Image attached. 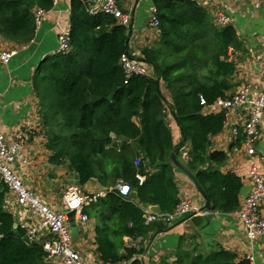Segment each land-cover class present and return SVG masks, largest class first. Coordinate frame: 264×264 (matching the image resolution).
Instances as JSON below:
<instances>
[{"label": "trees", "instance_id": "obj_1", "mask_svg": "<svg viewBox=\"0 0 264 264\" xmlns=\"http://www.w3.org/2000/svg\"><path fill=\"white\" fill-rule=\"evenodd\" d=\"M53 5V0H0V34L20 46L29 44L36 12ZM154 8L159 41L142 50L153 66L150 76L129 75L121 63L122 54H130L127 26L112 14L91 11L84 0H73L68 50L48 56L52 66L33 78L50 162L66 163L82 185L96 178L108 188L84 209L95 210L99 218L97 252L105 264H143L150 235L169 227L164 221L146 223L143 205H158L167 214L180 203L171 157L187 142L188 167L212 211L232 213L242 203V178L221 170L225 151H211L227 113L207 112L201 104V97L212 104L232 96L237 70L232 51L241 47L237 30L219 23L196 0H154ZM170 115L181 129L178 144ZM120 180L131 185L128 196L115 189ZM9 192L0 179V264H57L48 260L43 244L28 241L26 228L15 227L17 219L6 207ZM126 236L140 238L139 246L126 247ZM171 254L174 260L168 254L160 264H250L224 248L203 253L198 243Z\"/></svg>", "mask_w": 264, "mask_h": 264}, {"label": "crops", "instance_id": "obj_2", "mask_svg": "<svg viewBox=\"0 0 264 264\" xmlns=\"http://www.w3.org/2000/svg\"><path fill=\"white\" fill-rule=\"evenodd\" d=\"M196 1L213 15H224L237 30L241 47L232 51V58L237 66L234 75L236 86L232 94L247 87L251 95H257L264 82V1L260 7H255L250 0ZM72 2L73 0H54L52 8L46 10L37 23L35 36L29 44L20 46L3 37L5 47L16 50L17 54L8 64L0 59V93L3 94L0 101V135L9 144L19 135L23 136V147L30 162L28 165L19 164L17 171L25 183L36 190L42 200L56 212L64 211L63 195L70 185L80 186L86 193H103L102 196H105L108 190L96 178L82 185L79 175L70 171L66 163L57 165L50 162L51 151L46 146L47 139L38 112V98L33 87L36 72L53 63L49 62L47 57L57 52L61 34L71 28ZM87 2L92 8L98 4V0ZM119 5L123 12L130 14V22L127 25V33L130 34V56L153 72V66L141 59L143 48L156 46L159 41L158 29L149 26L154 0H121ZM160 85L164 94L168 95L162 82ZM249 115L248 105L231 110L227 114L224 130L212 138L211 146V151L222 150L227 153V161L221 170L235 172L242 178L244 186L251 184L249 172L254 164L264 175V114L260 125V138L254 144L256 154L252 156L247 153L245 143ZM169 119L174 143L178 144L182 139L181 129L171 115ZM190 147L191 143L187 142L182 148L176 149L178 161L189 171L191 170L188 167L187 152ZM174 172L181 200L190 199L198 212L205 203L204 198L183 169L174 165ZM244 197L242 195L241 201ZM6 207L15 215L18 225L28 230L39 226L40 216L18 206L12 195H8ZM143 208L145 214L152 212L148 206L143 205ZM261 210L264 213V203ZM197 212L191 218L187 219L186 216L175 219L168 224V228L153 232L141 256L143 264H160L161 257L168 254L172 261L175 256L171 253L179 246L185 248L193 246L194 243L199 244L203 253L224 248L234 252L238 259L253 255L255 264H264V235L250 240L238 211L226 214L214 211ZM87 215L89 219L85 222L80 219L78 213L75 215L79 231L75 236L72 234L73 245L87 264H105L97 252L95 229L99 218L95 215V210ZM69 226L72 232L70 223ZM155 233L158 234L150 245ZM193 236H196L195 241ZM53 237L50 230L43 228L39 230L35 243L44 244ZM124 242L126 247H138L141 239L126 236ZM122 252H125V249H122Z\"/></svg>", "mask_w": 264, "mask_h": 264}, {"label": "built area", "instance_id": "obj_3", "mask_svg": "<svg viewBox=\"0 0 264 264\" xmlns=\"http://www.w3.org/2000/svg\"><path fill=\"white\" fill-rule=\"evenodd\" d=\"M120 1L104 0L100 6H96L90 10L112 14L123 25L127 26L130 22V14L123 12L119 5ZM250 1L255 7H260L264 0ZM45 12V9H39L36 12L37 23ZM217 18L219 23H229L224 15H218ZM159 25L160 21L156 16V9L153 8L149 26L157 29ZM69 42L70 29L61 34L57 52L67 51ZM16 54V50L5 47L3 37L0 34V59L8 64ZM121 63L129 75L150 76L152 73V70L145 64L140 63L128 53L122 54ZM2 99L3 94L0 93V101ZM201 104L205 106L207 112L225 111L227 114L236 107L248 105L250 107V115L245 129L246 151L250 156L256 154L254 144L260 138V125L264 114V82L257 95H251L249 88L243 87L235 91L231 97H219L212 104H209L204 97H201ZM23 143L24 139L21 135L10 144L0 135V179L7 184L10 191L8 195L14 197L18 206L26 208L40 216L39 226L27 229L28 241L35 243L39 230L46 228L54 235L52 239L46 240L43 244L49 261L57 264H87L81 253L73 245V236L68 223V213L75 211L79 214L82 221H87L89 217L84 211L85 207L97 202L103 193H86L80 186L70 185L63 195L64 211H54L50 205L42 200L36 190L25 183L17 171L16 163L28 165L30 162ZM139 177L143 179L141 176ZM249 177L252 189L249 195L244 197L237 213L250 240H254L258 236L264 235V213L261 210V206L264 203V175L260 173L257 165L254 164L250 169ZM115 189L123 196H128L132 192L131 185L122 180L117 183ZM196 212L197 209L193 205V202L190 199H184L180 201L171 213L164 214L161 212L160 214H156L148 211L145 214V218L147 223L164 221L170 224L175 219L185 218ZM245 258L250 264H255L253 255H248Z\"/></svg>", "mask_w": 264, "mask_h": 264}, {"label": "water", "instance_id": "obj_4", "mask_svg": "<svg viewBox=\"0 0 264 264\" xmlns=\"http://www.w3.org/2000/svg\"><path fill=\"white\" fill-rule=\"evenodd\" d=\"M84 2L86 4H88L87 0H84ZM104 2V0H98V4L97 6H100L102 3ZM90 9H92V7L89 6ZM131 33V32H130ZM129 36L130 34L128 35V41L129 42ZM141 61L145 62V59L142 58ZM157 82L158 84L160 85L161 83V78L160 77H157ZM172 162L174 165H177L178 167H180L181 169H183L192 179V181L194 182L197 190L199 191V193L201 194V196L204 198L205 200V203L204 205L199 209V211L197 212L200 213V212H208V211H212V205H211V200L209 198V196L206 194V192L204 191V189L202 188V186L200 185L199 181L197 180V177L195 176V174H193L191 171H189L186 167H184L183 165H181V163L178 161L177 159V151H173L172 153ZM16 166L19 165V163H16L15 164ZM252 187L251 185H246V186H243L242 189H241V194L244 195V196H248L250 191H251ZM149 210H151L153 213H156V214H160L161 213V208L160 206L158 205H149L148 206ZM75 211H71L69 212L68 214V217H69V223L72 227V234L75 236L77 235L78 231H79V226L77 224V220L75 218ZM196 215V213H193L191 215H189L187 217L188 218H191L192 216ZM18 226V223H15V227ZM158 233H155L153 236H152V239L150 241V245L151 243L153 242V240L155 239V237L157 236ZM149 245V246H150ZM148 246V247H149Z\"/></svg>", "mask_w": 264, "mask_h": 264}, {"label": "rangeland", "instance_id": "obj_5", "mask_svg": "<svg viewBox=\"0 0 264 264\" xmlns=\"http://www.w3.org/2000/svg\"><path fill=\"white\" fill-rule=\"evenodd\" d=\"M49 62H52V61H49ZM50 66H52V64H50L49 66H46V68H48V67H50Z\"/></svg>", "mask_w": 264, "mask_h": 264}]
</instances>
